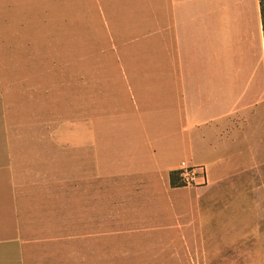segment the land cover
<instances>
[{
    "label": "crops",
    "instance_id": "obj_1",
    "mask_svg": "<svg viewBox=\"0 0 264 264\" xmlns=\"http://www.w3.org/2000/svg\"><path fill=\"white\" fill-rule=\"evenodd\" d=\"M93 1L102 39L86 46L77 11L74 46L67 41L69 0H45L51 11L45 26H60L65 41L46 47L61 54L54 63L59 78L51 76L52 58L41 75L35 68L42 61L30 58L33 70L14 79L10 98L0 76V264H67L59 252L68 250L69 227L90 228L99 240L101 228L127 227L130 219L150 229L176 217L181 195L190 210L189 242L204 234L195 228L203 213H222L231 204L242 229L239 259L264 264L260 0ZM32 15L39 20V11ZM0 17L1 37L34 35L36 25L12 32ZM70 84L80 198L75 220L69 219V121L63 118ZM181 163L203 167L206 184L172 187L169 174ZM256 215L263 217L253 222ZM253 226L258 237L245 234Z\"/></svg>",
    "mask_w": 264,
    "mask_h": 264
},
{
    "label": "rangeland",
    "instance_id": "obj_2",
    "mask_svg": "<svg viewBox=\"0 0 264 264\" xmlns=\"http://www.w3.org/2000/svg\"><path fill=\"white\" fill-rule=\"evenodd\" d=\"M41 1V4L36 5H29L28 3L20 4L19 6L13 4L14 7H12V4H7V6L0 5V16L2 15L6 18V21H9L6 26L10 29L9 31L13 32V30H16L18 32L19 29H27L29 31V28L36 25L33 30L34 35H30L31 37L22 38V36L17 34L15 36H0V60L3 61V67L0 68V76L5 78V86L8 91L12 90L15 78L28 76L33 70L27 65L30 58L38 62L42 61V66L35 68L37 75L44 74L46 71L45 67L49 68L46 65V61H50L51 58L53 64H58L60 61V52L49 53L50 51H46V47L47 45H52L53 49L59 48L62 42L64 43L65 41H62L60 37V26L58 29L57 27L49 28L48 25L45 26L46 18L51 17V11L49 10L50 5L45 3V0ZM81 3L78 10L77 0H69L68 44L75 46L76 43V36L72 35V31L73 28H76L77 11L82 12L85 33L84 43L86 46L100 43L102 36L100 32L95 33V29H98V10L95 3L93 0H82ZM101 5L105 10L102 1ZM32 8L35 9V12L39 11L40 13L37 17L38 21L32 15L35 13ZM104 12L106 13V11ZM44 17L46 18L44 19ZM33 44H35L36 50L38 49L37 51L29 48V45ZM69 73L71 76L72 74L76 75L75 66L69 69V72L67 71V74ZM60 75L61 68L54 64L51 76L59 78ZM11 90L8 92V97L10 98H12ZM75 97V84H70L67 105L68 115L63 118L69 121L68 207L69 219L73 220L78 217V209L76 207L77 203L80 202L76 191V151L71 141L76 135ZM58 119L57 115L54 116V125H57L56 120L58 121ZM176 183L177 187H183L179 180ZM54 189L60 190V186H55ZM102 198L105 197L102 196ZM180 203V208L174 214L176 217H173L172 213V218L168 217L166 221H162L160 224L154 221V226L150 229H142L139 221L133 222L130 219V221L126 222L127 227L101 228L100 240L93 238L90 228H79L78 230L77 227H69L68 250L61 249L59 254L63 255L64 258L67 257V264H246L243 258L239 259L237 253L238 240L241 237L242 229L239 214L234 205L228 204L222 213H203L195 228L196 230H202L204 234H198L199 242L191 243L189 242L190 210L187 195H181ZM85 204L87 205L88 202L85 201ZM129 215L131 216V214ZM106 216L107 214L102 211L101 219ZM262 217V215H259V217L257 216L251 220L257 222V218L262 219ZM88 231L89 234H87ZM253 231L255 235L252 234V236L258 237V228L254 226L247 227L245 234ZM95 240H98L97 243ZM255 246L258 247V244ZM257 263L259 262L255 260L250 261L248 264Z\"/></svg>",
    "mask_w": 264,
    "mask_h": 264
},
{
    "label": "built area",
    "instance_id": "obj_3",
    "mask_svg": "<svg viewBox=\"0 0 264 264\" xmlns=\"http://www.w3.org/2000/svg\"><path fill=\"white\" fill-rule=\"evenodd\" d=\"M177 172L180 184L183 187H199L207 182L206 171L203 167L181 163Z\"/></svg>",
    "mask_w": 264,
    "mask_h": 264
},
{
    "label": "trees",
    "instance_id": "obj_4",
    "mask_svg": "<svg viewBox=\"0 0 264 264\" xmlns=\"http://www.w3.org/2000/svg\"><path fill=\"white\" fill-rule=\"evenodd\" d=\"M260 11H261V24H262V32H263V39H264V0H260ZM178 176H177V172H171L169 174V181H170V185L172 187H177V181H178ZM180 187V186H179Z\"/></svg>",
    "mask_w": 264,
    "mask_h": 264
}]
</instances>
